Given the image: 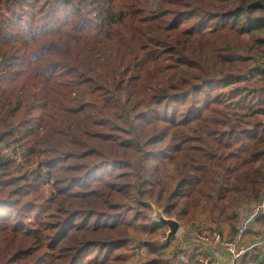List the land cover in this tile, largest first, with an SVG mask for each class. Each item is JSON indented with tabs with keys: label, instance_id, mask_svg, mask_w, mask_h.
<instances>
[{
	"label": "trees",
	"instance_id": "obj_1",
	"mask_svg": "<svg viewBox=\"0 0 264 264\" xmlns=\"http://www.w3.org/2000/svg\"><path fill=\"white\" fill-rule=\"evenodd\" d=\"M1 144L0 264H201L153 206L262 200L264 0H0Z\"/></svg>",
	"mask_w": 264,
	"mask_h": 264
},
{
	"label": "built area",
	"instance_id": "obj_2",
	"mask_svg": "<svg viewBox=\"0 0 264 264\" xmlns=\"http://www.w3.org/2000/svg\"><path fill=\"white\" fill-rule=\"evenodd\" d=\"M2 151L10 152L6 147H3ZM262 215H264V195L259 203L240 212V220L234 239H224L217 231L199 233L195 230L185 237V244L193 243L195 244L194 249H199L205 254V257L200 258L201 264H222L224 262L238 264L248 250L264 248V234L260 238L243 245L244 235L248 231L254 230L258 222L257 219ZM261 228L264 230V224Z\"/></svg>",
	"mask_w": 264,
	"mask_h": 264
},
{
	"label": "rangeland",
	"instance_id": "obj_3",
	"mask_svg": "<svg viewBox=\"0 0 264 264\" xmlns=\"http://www.w3.org/2000/svg\"><path fill=\"white\" fill-rule=\"evenodd\" d=\"M35 3V2H34ZM40 3L42 4V2L40 1ZM35 5V4H34ZM0 149L2 150V148L4 147V145L3 144H1L0 145ZM9 150H11L12 148L11 147H7ZM3 153V152H2ZM32 168H34V166H32V167H30V169H32ZM47 185L46 186H44L43 188L44 189H47ZM156 207V206H155ZM248 208V207H247ZM246 209V208H245ZM242 210H244V209H241L240 210V212L242 211ZM37 212H39V210H36ZM35 211V212H36ZM34 212V213H35ZM153 213H154V206H153ZM153 213H152V216H153ZM33 216H34V214H33ZM20 219V218H19ZM239 224V223H238ZM237 224V225H238ZM262 223H260V222H257V225H256V227L254 228V230H250V231H248L245 235H244V237H243V245H246L247 243H249L250 241H253V240H255V239H258V238H260L263 234H264V230H262ZM196 230V227H189V226H187V227H181L180 228V230H179V232H178V234L175 236V237H173L174 238V242L173 243H178V244H180V243H182V241H184V239H183V234L185 233V232H187V231H191L190 233H192V232H194ZM167 231H168V229H167ZM212 231H214V230H212ZM212 231H208V230H206L205 231V233H211ZM204 233V232H203ZM223 238L224 239H228V232L227 231H224L223 232ZM183 239V240H182ZM190 239V238H189ZM163 241V240H162ZM182 245H183V243H182ZM184 247H186V249H190V250H192V249H194L195 248V244H193V243H190V244H185L184 243ZM192 247V248H191ZM263 250H264V248H263ZM43 251V250H42ZM145 258H147V256H144V258L143 259H145ZM19 263V261H17V262H14V263H12V264H18ZM238 264H247V263H243V261H240Z\"/></svg>",
	"mask_w": 264,
	"mask_h": 264
},
{
	"label": "water",
	"instance_id": "obj_4",
	"mask_svg": "<svg viewBox=\"0 0 264 264\" xmlns=\"http://www.w3.org/2000/svg\"><path fill=\"white\" fill-rule=\"evenodd\" d=\"M153 218L167 225L168 231L166 233V237L163 239L164 242L175 237L181 228L180 223L175 218H166L163 215L162 211L155 206H154Z\"/></svg>",
	"mask_w": 264,
	"mask_h": 264
},
{
	"label": "crops",
	"instance_id": "obj_5",
	"mask_svg": "<svg viewBox=\"0 0 264 264\" xmlns=\"http://www.w3.org/2000/svg\"><path fill=\"white\" fill-rule=\"evenodd\" d=\"M251 242V241H250ZM222 264H229V263H227V262H224V263H222Z\"/></svg>",
	"mask_w": 264,
	"mask_h": 264
}]
</instances>
